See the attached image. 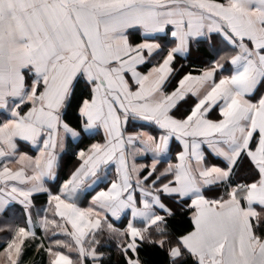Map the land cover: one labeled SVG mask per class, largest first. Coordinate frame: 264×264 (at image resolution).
<instances>
[{"label":"snow or ice","instance_id":"6c2138e0","mask_svg":"<svg viewBox=\"0 0 264 264\" xmlns=\"http://www.w3.org/2000/svg\"><path fill=\"white\" fill-rule=\"evenodd\" d=\"M0 264H264V0H0Z\"/></svg>","mask_w":264,"mask_h":264}]
</instances>
